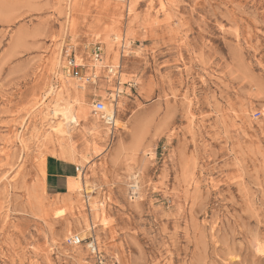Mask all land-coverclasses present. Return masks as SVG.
Here are the masks:
<instances>
[{
  "label": "rangeland",
  "instance_id": "obj_1",
  "mask_svg": "<svg viewBox=\"0 0 264 264\" xmlns=\"http://www.w3.org/2000/svg\"><path fill=\"white\" fill-rule=\"evenodd\" d=\"M55 108L80 123L61 136ZM67 150L86 189L48 195ZM261 244L264 0H0V264H264Z\"/></svg>",
  "mask_w": 264,
  "mask_h": 264
},
{
  "label": "bare ground",
  "instance_id": "obj_2",
  "mask_svg": "<svg viewBox=\"0 0 264 264\" xmlns=\"http://www.w3.org/2000/svg\"><path fill=\"white\" fill-rule=\"evenodd\" d=\"M117 11V10H116ZM120 12V11H119ZM120 19V18H119ZM80 62V61H79ZM82 64V63H81ZM121 65V64H120ZM100 66H102V64L101 65H96V68L98 69V70H96V71H99V68H100ZM104 68V67H103ZM114 71V70H113ZM97 74V73H96ZM121 76V75H120ZM109 77V76H108ZM112 78V77H111ZM121 81V80H120ZM121 83V82H120ZM120 89V88H119ZM120 91H121V89H120ZM122 97V96H121ZM81 108V107H80ZM105 112H107V116H106V120H107V123L108 124H110V125H112L113 127H111V128H109V129H107V130H105V133H106V135H108L109 136V134L111 133L112 134V128H120L122 125H121V123L117 120V115H116V113H114L113 111H111V110H108L107 109V111H106V109H105ZM61 115V117L63 118V120L65 121V123H66V126H63V128H61V130H60V135L62 136V135H65L67 132H70L69 130L71 129L70 127H72V126H74L75 127V125H78L79 123H80V120H79V117H77V116H71L70 114H69V112H67V111H65V110H57L56 108L54 109V111H53V116L56 118L58 115ZM60 129V128H59ZM57 131V130H56ZM58 132V131H57ZM100 138V137H99ZM42 143V142H41ZM22 144H24L23 142H22ZM65 150V149H64ZM70 154L71 156L69 157V159H68V161L70 162V161H74L75 160V155H74V152L72 151V150H67V151H63V153H61L62 154V157H64L66 154ZM67 159H65V161H66ZM83 175H85V174H83ZM84 177V176H83ZM81 178L79 175H78V177L77 178H75V179H72V180H70V185H69V187L71 188V193L72 194H77V195H79V193L81 192V190H84L85 191V189H86V186H85V182L83 181V179L84 178ZM85 180V179H84ZM131 180L133 181H135V184L132 186V188H133V190H134V195L135 196H137L138 195V193L140 192V190H141V185H140V182L138 181V177L137 176H135V175H132L131 176ZM88 198H89V195H88ZM93 200V199H92ZM94 204H95V202H94ZM97 219V218H96ZM89 229V228H88ZM82 239L83 240H85L86 239V237L85 236H83L82 237ZM98 245V244H97ZM97 245H96V249H97V251H98V248H97ZM257 251L259 252V253H262L263 251H264V247L262 246V244L261 245H257Z\"/></svg>",
  "mask_w": 264,
  "mask_h": 264
},
{
  "label": "crops",
  "instance_id": "obj_3",
  "mask_svg": "<svg viewBox=\"0 0 264 264\" xmlns=\"http://www.w3.org/2000/svg\"><path fill=\"white\" fill-rule=\"evenodd\" d=\"M81 168L74 162L56 157L46 159L45 191L48 195L61 197L69 193L70 180L78 177Z\"/></svg>",
  "mask_w": 264,
  "mask_h": 264
},
{
  "label": "built area",
  "instance_id": "obj_4",
  "mask_svg": "<svg viewBox=\"0 0 264 264\" xmlns=\"http://www.w3.org/2000/svg\"><path fill=\"white\" fill-rule=\"evenodd\" d=\"M100 49L97 50L96 52V58L99 59L100 58ZM94 108H95V111L96 113H99V114H103L105 113V109H106V106H105V103L104 102H96L95 105H94ZM70 243L71 245L73 246H80L82 243H83V240L79 237V236H74L70 239ZM88 249L93 253V254H97L98 251L96 249V245L94 242H91L89 245H88Z\"/></svg>",
  "mask_w": 264,
  "mask_h": 264
}]
</instances>
